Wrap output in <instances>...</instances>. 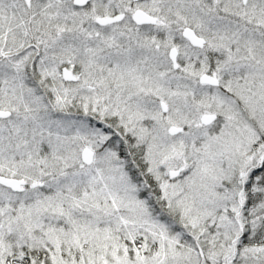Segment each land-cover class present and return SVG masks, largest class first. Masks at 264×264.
<instances>
[{
	"label": "snow or ice",
	"instance_id": "snow-or-ice-1",
	"mask_svg": "<svg viewBox=\"0 0 264 264\" xmlns=\"http://www.w3.org/2000/svg\"><path fill=\"white\" fill-rule=\"evenodd\" d=\"M0 264H264V0H0Z\"/></svg>",
	"mask_w": 264,
	"mask_h": 264
}]
</instances>
